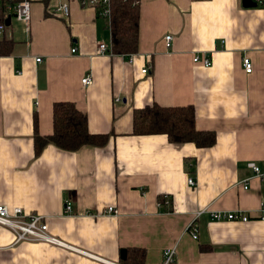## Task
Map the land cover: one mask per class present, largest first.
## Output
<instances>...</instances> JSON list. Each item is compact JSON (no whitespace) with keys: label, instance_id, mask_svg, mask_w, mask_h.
I'll return each mask as SVG.
<instances>
[{"label":"crops","instance_id":"obj_1","mask_svg":"<svg viewBox=\"0 0 264 264\" xmlns=\"http://www.w3.org/2000/svg\"><path fill=\"white\" fill-rule=\"evenodd\" d=\"M64 3L68 16L49 13ZM20 25L16 43L14 32L5 31L15 45L0 57V205L43 216L49 233L68 247L16 243L0 227V264H122L121 251L129 249L144 250L146 264H162L172 247V264H264V221L256 219L264 182L248 168L255 162L264 169V7L140 0L133 63L97 53L100 43L111 45L110 27L77 0L35 3L29 39ZM195 55L208 56L212 66L195 64ZM245 57L252 74L244 70ZM86 75L93 85L82 84ZM59 102L85 113L90 133L114 134L110 142L77 152L48 145L36 157L35 119L41 136L52 135ZM154 104L194 106L196 128L215 133L216 144L202 149L164 135L134 136V111ZM161 197L168 200L162 204ZM109 207L119 215L93 216ZM234 211L255 220L211 217ZM192 222L198 240L188 232Z\"/></svg>","mask_w":264,"mask_h":264},{"label":"trees","instance_id":"obj_2","mask_svg":"<svg viewBox=\"0 0 264 264\" xmlns=\"http://www.w3.org/2000/svg\"><path fill=\"white\" fill-rule=\"evenodd\" d=\"M48 0H44L47 3ZM3 20L0 18V23ZM113 55L129 57L139 51L140 41V0H112ZM12 40H0V57L13 53ZM34 147L39 157L48 145L67 151L77 152L84 147L103 148L114 134H92L89 131L88 117L72 102L55 103L53 107V134L41 136L38 131V118L35 119ZM133 135H164L172 144H194L198 148H211L216 144V134L199 131L196 128V110L194 106L162 107L157 104L134 111ZM168 200L159 198L164 204ZM168 204V203H167ZM122 264H146V252L141 249H129Z\"/></svg>","mask_w":264,"mask_h":264},{"label":"built area","instance_id":"obj_3","mask_svg":"<svg viewBox=\"0 0 264 264\" xmlns=\"http://www.w3.org/2000/svg\"><path fill=\"white\" fill-rule=\"evenodd\" d=\"M82 8H91L96 10L97 16L101 19H105L110 27L112 18V0H77ZM38 2H44V0H0V18L3 20L0 23V40L4 39V33L8 27H11L13 21L21 23L24 27V34L29 39L32 31V14L33 5ZM258 7H264V0H253ZM49 13L56 17L68 16L70 14V5L68 3L60 4L53 9H49ZM11 20V25L8 26L7 20ZM174 38L172 35H168L165 38L167 48H171ZM29 43V40H28ZM72 54L78 52L77 47H73L71 50ZM97 53L99 55H113L111 45L100 43L98 46ZM130 63L134 62L135 55L128 57ZM37 63L42 62V58H37ZM197 65H202L206 68L212 66V61L206 55H195L193 59ZM243 67L247 74H252L254 66L252 61L245 57L243 59ZM151 71L150 67L145 68L142 73L148 75ZM94 80L91 75H86L82 80L84 86L93 85ZM248 168L253 170V178L264 182V169L255 162L248 163ZM251 179L245 181L242 186L244 190L250 189L249 182ZM188 183L191 186H195V181L190 178ZM66 212L71 215L72 206L71 203L66 204ZM204 212H199L197 218H199ZM119 212L114 207H109L99 214L93 216H118ZM211 217L213 220L230 221V222H241L248 223L255 218H250L245 213L240 211L234 212H218L212 213ZM257 220L264 221V195L262 197L260 216ZM0 227H4L10 230L16 238V243L20 242H44L58 247H68L67 244L63 243L60 239L52 236L49 233L48 225L46 224L45 218L40 215H28L21 208H15L9 210L5 205H0ZM188 232L194 240H198L199 231L195 222H192L188 227ZM176 247L168 248L164 251V260L162 264H172L176 256Z\"/></svg>","mask_w":264,"mask_h":264},{"label":"water","instance_id":"obj_4","mask_svg":"<svg viewBox=\"0 0 264 264\" xmlns=\"http://www.w3.org/2000/svg\"><path fill=\"white\" fill-rule=\"evenodd\" d=\"M242 6L244 8H247V9H249V8H257L258 7V5L255 2H253V0H242ZM7 24H8V26L11 25V20L10 19L7 20ZM127 256H128V251L127 250H122L121 251V257H120L121 260H126Z\"/></svg>","mask_w":264,"mask_h":264},{"label":"rangeland","instance_id":"obj_5","mask_svg":"<svg viewBox=\"0 0 264 264\" xmlns=\"http://www.w3.org/2000/svg\"><path fill=\"white\" fill-rule=\"evenodd\" d=\"M6 31L14 32V41L15 43L18 42L22 36V27L20 23H18L16 20L13 21V24L11 27H8ZM13 41V42H14Z\"/></svg>","mask_w":264,"mask_h":264}]
</instances>
